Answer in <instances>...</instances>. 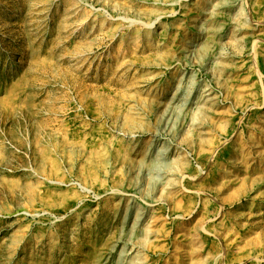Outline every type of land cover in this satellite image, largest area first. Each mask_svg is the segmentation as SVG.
Masks as SVG:
<instances>
[{"label":"rangeland","instance_id":"1","mask_svg":"<svg viewBox=\"0 0 264 264\" xmlns=\"http://www.w3.org/2000/svg\"><path fill=\"white\" fill-rule=\"evenodd\" d=\"M139 259L264 264V0H0V264Z\"/></svg>","mask_w":264,"mask_h":264},{"label":"bare ground","instance_id":"2","mask_svg":"<svg viewBox=\"0 0 264 264\" xmlns=\"http://www.w3.org/2000/svg\"><path fill=\"white\" fill-rule=\"evenodd\" d=\"M208 18H205V20L208 22L206 25H204L202 28L200 26H197V34L199 35L195 39H192L188 42V47H187V53L189 55H193V53L197 52L199 50V46L201 45V42H199L200 39L204 40H209L208 48L206 47L202 49L203 55L204 53L207 54L205 56L206 60L211 61L212 58L214 57L215 52L218 50L220 47L221 43L217 40V35L219 34V28H216L217 25L219 24V12H208ZM221 32V31H220ZM190 80H188L189 82ZM183 89L180 87V84L178 85L177 88V93L172 97V104H169L165 107L164 111L162 112V120L164 122V127L168 129L170 132L173 131L175 128L178 127V124L180 125L181 130L185 126V119H182L180 116V110L181 108H187L191 102H193L192 98H186V94H182ZM185 92V91H184ZM164 153V152H163ZM169 153V151L165 152ZM167 159V156H165V160ZM158 163V162H157ZM156 163V164H157ZM155 164V163H154ZM148 173H151L152 169L148 168L147 169ZM147 173V174H148ZM167 170H160L156 173L155 176V181H157L155 184L158 186L162 185L164 180L167 178ZM139 220L143 219L144 216L147 215V212L141 211L140 212ZM129 214L126 215L125 218H128ZM126 244V243H125ZM129 244H132L129 241ZM133 248V247H132ZM136 248H133L135 250ZM128 248L123 247L122 251L120 252L122 256V259L125 255L129 254ZM137 263H144V261L140 260Z\"/></svg>","mask_w":264,"mask_h":264}]
</instances>
